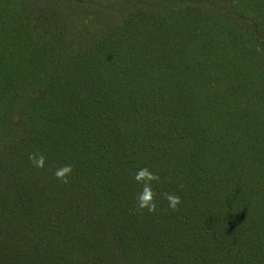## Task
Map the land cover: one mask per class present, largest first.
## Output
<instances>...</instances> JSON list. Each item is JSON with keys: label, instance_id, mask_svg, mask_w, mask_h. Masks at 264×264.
<instances>
[{"label": "trees", "instance_id": "trees-1", "mask_svg": "<svg viewBox=\"0 0 264 264\" xmlns=\"http://www.w3.org/2000/svg\"><path fill=\"white\" fill-rule=\"evenodd\" d=\"M0 264H264V0H0Z\"/></svg>", "mask_w": 264, "mask_h": 264}, {"label": "clouds", "instance_id": "clouds-1", "mask_svg": "<svg viewBox=\"0 0 264 264\" xmlns=\"http://www.w3.org/2000/svg\"><path fill=\"white\" fill-rule=\"evenodd\" d=\"M29 159L32 161L34 166L43 167L44 166V157L40 154L30 155ZM72 173L71 165H64L60 168H57L54 175L57 179L67 183L69 175ZM134 179L137 182L141 181H158L159 177L154 173H151L147 168H142L138 170ZM165 199L168 201V207L175 211L178 205L181 203L179 196L174 194L165 193ZM136 207L138 209H147L149 213H153L157 210V201L154 199V193L152 192L151 187L148 183H145L143 191L136 198Z\"/></svg>", "mask_w": 264, "mask_h": 264}]
</instances>
